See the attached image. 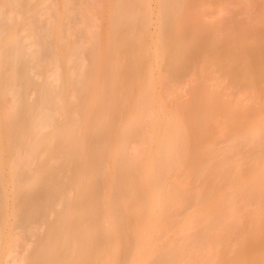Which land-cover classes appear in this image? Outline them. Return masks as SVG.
I'll list each match as a JSON object with an SVG mask.
<instances>
[{
  "label": "bare ground",
  "instance_id": "6f19581e",
  "mask_svg": "<svg viewBox=\"0 0 264 264\" xmlns=\"http://www.w3.org/2000/svg\"><path fill=\"white\" fill-rule=\"evenodd\" d=\"M64 1L62 5L73 0ZM193 1L161 0L160 19L163 23L153 39V52L149 57L141 45L145 19L140 22V30L134 23L138 15L146 14L147 5L141 3L139 7L137 0H113L111 3L114 14L120 9L127 11L129 16L132 14V21L126 26L125 35L120 39L116 38L122 21L113 22L107 41L95 51L91 64L87 67L84 58L79 60V88L75 95L81 99V103L69 113L64 132L57 131L56 139L64 150L79 157L78 164L81 165L84 160L83 146L92 131V121L98 118L96 128L102 131L98 143L104 145L107 151L94 174L78 175L72 186L80 189V182L93 177L98 178V184L92 196L88 200L74 202L71 211L83 209L85 219H98L102 216L103 222L106 221L105 224L98 221L103 227L104 246L95 244L91 238L86 241L87 246H96L99 256L105 252L100 256L103 257L101 264H118L122 251L128 243L131 244L132 237V242H135L132 264H206L204 255L219 245V239L228 227L229 220L232 221L236 250L254 232L259 234L254 239L255 244L264 250V132L244 131V126L259 113V109L253 106L252 111L248 108L251 113H247L248 98L259 95L264 97L261 86L262 78L264 79V24L260 23L261 27L256 29L249 26L252 29L239 33L228 54L221 51L224 47L222 37L214 34L215 31L208 32V25L204 22L201 25L187 24L186 38L181 43H173L171 30L175 26L181 28L184 25L182 9L190 6ZM249 2L252 3V0ZM80 6L84 8V5ZM35 7L38 9V6ZM39 8L41 12V7ZM246 9L249 10L247 7ZM40 12L35 11L38 14L42 13ZM62 22L58 20L56 24L63 27L65 24ZM8 28L9 36L0 38V177L5 173L8 175V184L14 188L19 202L21 192L28 186L15 182L14 170L26 164L31 155L28 150L17 149L15 156L9 157L14 135L12 122H8L7 118L17 111V89L11 87L4 90L1 84L6 73L14 69L18 53L15 49L10 51V55L7 52L6 45L15 37V27L11 25ZM248 32L254 39L251 46L245 43V34ZM61 50L57 62L70 57L65 48ZM214 56L223 62L224 73L226 71V74L232 75L234 82L243 81L246 84L249 97L229 101L225 90L220 92L216 87L209 91L205 81L196 82L191 87L196 96L181 111L183 118L195 119L199 124L196 137L190 143L191 137L184 127L182 115H176V111L169 106L170 103H165L166 98L162 94L168 92L163 90L161 94L158 86L164 80L171 78L170 81H173L175 74L172 70L187 66L192 57L200 60L192 73L197 76L205 75L206 63ZM60 78L57 66L52 72L51 81ZM134 89H139L137 95L132 94ZM211 96L214 98L213 102L208 101ZM262 96L258 98L263 99ZM57 99L58 102L64 100V95L59 94ZM226 106H230L238 117L230 120L233 132L224 151L229 155L233 149L238 148L241 156L235 161L229 156L230 158L220 163L205 151V144L210 141L211 136L204 118L210 113H220ZM126 107L129 109L125 114L123 110ZM51 123L53 120L43 117L31 123V131L38 134ZM262 128L264 129V122ZM134 136L138 137L140 143L148 142L150 146L143 149L137 146L134 153L129 154L128 141ZM193 152L205 157L201 167H208L213 176L207 192L201 186L192 192L183 189L190 170L186 169L183 175L181 171ZM135 159L139 161L138 169L133 164ZM200 168L191 169V174L198 177ZM221 180L228 182L227 189L219 188ZM63 189L64 187L60 188L61 191ZM200 195H203L204 200L196 203V208L187 217L183 216V220L181 217V220L178 219L176 208ZM245 219L251 221L250 228L246 226L245 223L249 221ZM193 228L196 233H191ZM25 230L32 229L26 227ZM16 236L17 234L4 232L3 219L0 218V264H25L26 258L18 255V260L13 257V261H6V257L12 255L19 242L20 237ZM71 236L70 243L58 257L46 254L47 248L43 257L32 263L90 264V253L85 248L77 253V263L69 262V255L75 254V231L71 232Z\"/></svg>",
  "mask_w": 264,
  "mask_h": 264
},
{
  "label": "rangeland",
  "instance_id": "374dc122",
  "mask_svg": "<svg viewBox=\"0 0 264 264\" xmlns=\"http://www.w3.org/2000/svg\"><path fill=\"white\" fill-rule=\"evenodd\" d=\"M62 1L65 2L64 0H0V38L8 37L10 34L8 27L14 26L15 37L6 45V49L9 55L10 51H14V49L18 53V59L16 60V56L14 57L17 61L14 69L6 73L1 84L4 90L11 87L17 89L15 94L17 111L7 118L8 122H12L14 135L13 148L9 152V157H14L17 149L28 150L31 155V159L26 164L24 163L14 170L15 182L18 185L28 186L21 192L22 198L19 202H17L18 195L16 192L14 193V188L8 184V175L5 173L0 177V183H2L0 185V218L3 219L4 232L17 234L16 237L18 235L20 237L12 255L6 257V261L10 260L9 262L14 260L13 257L18 260L22 256L26 258L25 264H33L32 262L43 257L47 248L46 254L58 257L63 248L70 243L72 231L76 233V243L75 254H70L68 257L70 263H77L79 259L77 253L83 248L90 253V264H101L103 257L100 256L105 254L103 252L99 256L95 250L96 246L86 245V241L91 238L95 244L104 246L103 227L99 224V222H103L102 216H99L100 219L98 217V219H85L83 209L71 211L73 203L88 200L98 184V178L93 177L91 180L80 182V189H75L72 186L78 175H93L102 164L104 153L107 151L104 145L98 143L102 135V131H98L96 128L98 118H94L92 121V131L83 146L84 160L81 165L78 164V160H80L78 156H73L70 151H66L60 146V142L56 139V132H64L69 121V113L77 109L81 103V99L75 95L79 88V60L84 58L87 67L91 64L95 51L107 41V35L113 22L122 21L123 23L116 33V38L120 39L125 35L126 26L129 21H132V14L129 16V13L123 9L114 14L113 3H111L113 0H73L70 3L67 1L68 3L66 2L65 5H62ZM249 1L247 0L246 3V0H194L190 6L182 9L184 25L181 28L175 26L171 30L172 42L181 43L186 38L187 24L201 25L204 22L208 25L206 27L208 32L215 31L214 34L222 37L224 47L221 51L228 54L239 33L249 31L247 29H256L264 24V0H252V3ZM160 2L161 0H137L139 7L143 3L148 8L146 14L138 15L134 19V23L140 30V22L145 19L141 45L146 51L143 49L144 53H147L149 57L153 52V39L163 23L160 19ZM78 3L84 5V8L80 4L77 6ZM35 5L38 6V9ZM39 7H41L42 13ZM81 9L84 11L82 12ZM35 11L41 14L35 13ZM59 14L61 17H58ZM58 20L60 22L62 20L65 25L58 26L56 24ZM245 36L246 45H253L252 35L248 32ZM108 41L111 40L108 38ZM62 48L66 49L70 57L57 62V56H60ZM192 58L188 61L187 66L172 70L175 74L172 77L173 81H170L171 78L167 79L168 81H163L164 84L168 82L164 86L167 85L169 89L161 86L163 83L158 86V91H161V94L163 90L169 93L162 95L166 98V100L164 99L165 103H170L168 105L176 111V115L179 116L182 113V107L196 96L191 87L199 81H205L206 89L209 91L216 87L219 88L216 90L220 92L225 90L229 101L249 97L246 84L243 81L234 82L235 79L232 75L226 74V71L224 73L223 62L215 56L206 63V74L203 76L192 73L193 68L200 62L196 57ZM154 65L156 64L154 63ZM57 66L61 78L51 81L52 72ZM261 84L264 89L263 78ZM60 90L62 93H59ZM138 92L139 89H134L132 94L137 95ZM59 94L64 95V100L58 102ZM250 94L253 95L251 91ZM258 97L248 98L246 102L247 113H251L253 107H257L259 113L244 126V131L262 130L264 132L262 128L264 97L262 96L263 99ZM208 101L213 102L214 98L211 96ZM128 109L126 107L123 112L126 114ZM224 109L218 114L210 113L204 118L211 136L210 141L205 144V151L208 152V155L211 154L215 157L214 161L220 163L226 158L231 157L230 159L235 161L241 156L238 148L233 149L229 155L224 151L233 132L230 120L238 117L230 109V106H226ZM43 117L50 118L53 123L40 133L33 134L31 123ZM182 119L186 131L190 134L189 142L191 143L196 137L199 124L195 119L183 118V115ZM137 146L143 149L149 147L150 143H140L138 137H131L128 141V153H134ZM204 158L200 153L193 152L187 161L181 171V175H183L186 169L190 170L187 183L183 187L184 190L192 192L201 186L206 192L208 191L213 176L210 175L208 167H201ZM133 164L138 169L139 161L137 159ZM194 168H200L198 177L191 174V169ZM38 169H41L39 173H37ZM107 171L108 168L105 169V173ZM228 186L226 180L219 181V188L227 189ZM61 187H64L62 191ZM202 200H204L203 195H200L177 207L178 219L180 217L182 219L183 216L187 217L196 208V203ZM231 222V220L228 221V227L222 238L219 239V245L213 248L209 254L204 255L205 263L264 264V250L259 248L254 240L259 236L258 232L251 234L243 246L236 250L234 247L235 234L232 231ZM250 222L245 223L248 228L252 226ZM26 227H31L32 230L26 231ZM195 231L193 228L191 233ZM132 239L134 238L132 237ZM132 239H130L131 244L128 243L122 251L118 264L133 263L135 242H132Z\"/></svg>",
  "mask_w": 264,
  "mask_h": 264
}]
</instances>
